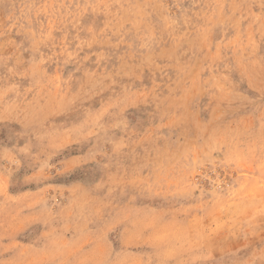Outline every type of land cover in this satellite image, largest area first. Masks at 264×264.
<instances>
[{
  "label": "rangeland",
  "instance_id": "obj_1",
  "mask_svg": "<svg viewBox=\"0 0 264 264\" xmlns=\"http://www.w3.org/2000/svg\"><path fill=\"white\" fill-rule=\"evenodd\" d=\"M0 264H264V0H0Z\"/></svg>",
  "mask_w": 264,
  "mask_h": 264
}]
</instances>
